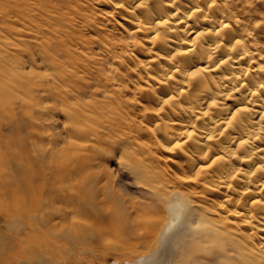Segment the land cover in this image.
Here are the masks:
<instances>
[{
	"label": "bare ground",
	"instance_id": "bare-ground-1",
	"mask_svg": "<svg viewBox=\"0 0 264 264\" xmlns=\"http://www.w3.org/2000/svg\"><path fill=\"white\" fill-rule=\"evenodd\" d=\"M18 92L0 264H87L65 256L92 240L136 255L116 264H264V0H0V106ZM104 144L135 198L100 182Z\"/></svg>",
	"mask_w": 264,
	"mask_h": 264
},
{
	"label": "rangeland",
	"instance_id": "rangeland-1",
	"mask_svg": "<svg viewBox=\"0 0 264 264\" xmlns=\"http://www.w3.org/2000/svg\"><path fill=\"white\" fill-rule=\"evenodd\" d=\"M37 72H40V74H44L45 70L43 71V69H39ZM44 72V73H43ZM46 74V73H45ZM18 95L15 96L14 98H7V99H3L4 103L1 104L0 109H2V115H0V127L2 129V133L7 135V136H11L9 140H7L6 142L9 143V149H7L6 147L0 146V163L3 166V169L6 168V171L4 170V172H6L5 176L11 177V173H13V168H11L9 166V164L6 162V160L11 157V155L16 154L17 150H16V141H17V136L16 133H11V127L8 124H4V122L8 121V119L11 118L14 119L16 117L15 112L18 111L21 105H23V108H27L28 106V101L25 100L26 102H22L21 98H25L23 97L19 92L17 93ZM43 98V97H42ZM46 98L44 97V99H41L42 102H44L43 104H47V100H45ZM9 101V102H8ZM22 110V109H21ZM20 111V110H19ZM58 112V114H55L52 116V123L49 124L47 123V121H45L46 117L44 116L42 120H44L45 122H43L44 126L43 129L41 130L40 126L43 125L41 122V124H39V126H37V128L39 127V129L37 131V134L40 132L39 135L42 138V140H40L41 142H43V144H40L41 142H39L40 147L44 148V150H50V148L52 145L54 146V144H52V142H54L55 140V144L57 143V148H60L61 145H63L61 142H63V139H66L65 133H64V119H63V115L60 114ZM4 115V117H2ZM54 117V118H53ZM48 118V117H47ZM49 120V119H48ZM49 122V121H48ZM48 127H47V124ZM63 125V126H62ZM52 126V127H51ZM48 128V129H47ZM50 128H53L52 130ZM50 129V130H49ZM41 130V131H40ZM25 133L28 131H24ZM23 132V133H24ZM52 132V133H51ZM57 136V133L63 138L59 139V137H53L52 134H54ZM27 134V133H26ZM51 134V135H49ZM49 136V137H48ZM52 136V137H50ZM48 137V139H47ZM51 138V139H50ZM53 138V139H52ZM58 138V139H57ZM30 138L27 137V141L28 142H32L29 141ZM44 139V141H43ZM55 139V140H54ZM50 140V141H48ZM53 140V141H52ZM61 140V142H60ZM50 142V144L48 143ZM48 143V144H47ZM61 143V144H60ZM31 144V143H30ZM112 147V146H111ZM104 150H102L100 157H101V162L100 165L96 167L95 172L97 171L100 177V182H103L107 184L108 187H113V189L118 190V192H120V194L122 195L123 198L125 199H129V198H135L136 196V186L133 183V181L131 180V176L129 175V173L124 170L121 166H119L118 164V160L116 159V152L113 153V151H110V145L109 144H104L102 147ZM47 155H48V151H47ZM53 163L54 166H57V170L56 172L52 175V177L50 178V182H54L53 184H56V180L55 178L58 177L60 171L63 168V165L65 162V158L62 157L61 154H56L54 156L53 159ZM46 165H48L46 163ZM14 174V173H13ZM10 190L13 189L14 187H9ZM5 202L4 199L2 201V203ZM1 203V205H2ZM0 205V206H1ZM6 206V205H4ZM56 206H61V205H56ZM62 207V206H61ZM18 226V225H17ZM3 224L1 222V212H0V231L3 232ZM17 230L16 224H12L9 227V230H5L9 233L15 232ZM136 255H133L132 257L129 256H124L122 254V252L117 249V248H113V247H109V246H105V247H101L97 245V242L95 240H92L90 244H82V245H78L77 248L72 249L66 256L65 258H68V261L72 260L73 262H83L86 261L87 264H116V262L118 263H123L125 262L124 259H129L131 261H133V259H135Z\"/></svg>",
	"mask_w": 264,
	"mask_h": 264
}]
</instances>
